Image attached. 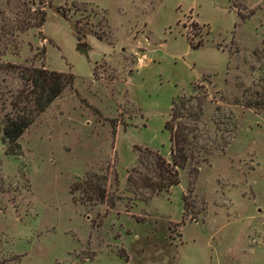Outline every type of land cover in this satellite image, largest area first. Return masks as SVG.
Returning a JSON list of instances; mask_svg holds the SVG:
<instances>
[{"label": "rangeland", "instance_id": "rangeland-1", "mask_svg": "<svg viewBox=\"0 0 264 264\" xmlns=\"http://www.w3.org/2000/svg\"><path fill=\"white\" fill-rule=\"evenodd\" d=\"M6 64L74 84L13 154L0 135V264H264V0H0ZM10 72L0 128L21 88ZM182 96L199 115L182 122L217 147L177 186L133 191L131 170L152 175L140 156L170 163L164 124ZM90 181L114 206L88 199Z\"/></svg>", "mask_w": 264, "mask_h": 264}, {"label": "trees", "instance_id": "trees-1", "mask_svg": "<svg viewBox=\"0 0 264 264\" xmlns=\"http://www.w3.org/2000/svg\"><path fill=\"white\" fill-rule=\"evenodd\" d=\"M11 2L12 0H7V5H10ZM44 22L45 16L41 13L36 18L23 20L19 28L22 31L31 27L40 28ZM73 31L76 34L77 42L86 37L85 33H79L75 27ZM97 39L101 40L100 37ZM0 69L5 73L15 72L21 83L20 90L16 92L10 102L12 113L3 117L0 128L2 142L7 146V153L13 154L14 149L17 148L16 141L54 100L66 89L73 87L74 77L71 74L47 71L44 68L20 67L13 64H6ZM94 74L95 72H93ZM192 101L198 102L197 98L191 96L188 98L182 96L171 102L170 119L164 124V128L169 132L171 144L170 163L157 153L148 152L145 158L140 156L138 158L139 164L143 165L145 159L152 167V175L143 176L137 170H131L127 177V184L133 191L144 189L148 196L152 197L177 186L179 184L178 171L183 170L187 165H198L205 162L217 147V135L213 138L206 135L205 138L209 144L201 145V136L198 135L199 129L194 126H187L182 122L184 120L194 123L199 121V115L197 116L191 105ZM100 179L105 182L107 176H102ZM117 181L118 177L114 175V182L117 183ZM84 194H89L88 199L90 201H97L102 204L106 202L107 208L114 206L113 199L108 201L109 196L105 187L98 186L91 181Z\"/></svg>", "mask_w": 264, "mask_h": 264}, {"label": "water", "instance_id": "water-1", "mask_svg": "<svg viewBox=\"0 0 264 264\" xmlns=\"http://www.w3.org/2000/svg\"><path fill=\"white\" fill-rule=\"evenodd\" d=\"M79 53H82L84 56H87V49H79Z\"/></svg>", "mask_w": 264, "mask_h": 264}]
</instances>
